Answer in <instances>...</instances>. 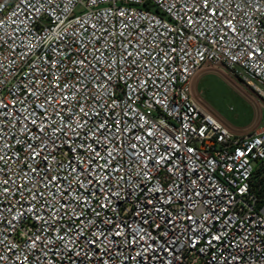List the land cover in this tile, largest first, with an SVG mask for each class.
<instances>
[{
    "label": "built area",
    "instance_id": "built-area-1",
    "mask_svg": "<svg viewBox=\"0 0 264 264\" xmlns=\"http://www.w3.org/2000/svg\"><path fill=\"white\" fill-rule=\"evenodd\" d=\"M206 65L264 104V0H0V264H264V127Z\"/></svg>",
    "mask_w": 264,
    "mask_h": 264
},
{
    "label": "rangeland",
    "instance_id": "rangeland-1",
    "mask_svg": "<svg viewBox=\"0 0 264 264\" xmlns=\"http://www.w3.org/2000/svg\"><path fill=\"white\" fill-rule=\"evenodd\" d=\"M199 73V76H204L199 83L198 76L195 78L193 95L214 110L231 130L246 133L264 125V104L243 88L237 79L215 65H206Z\"/></svg>",
    "mask_w": 264,
    "mask_h": 264
},
{
    "label": "crops",
    "instance_id": "crops-1",
    "mask_svg": "<svg viewBox=\"0 0 264 264\" xmlns=\"http://www.w3.org/2000/svg\"><path fill=\"white\" fill-rule=\"evenodd\" d=\"M200 72V71H199ZM199 74L200 73H198L197 75H196V77L198 76V79H197V81H198V83H199V81L203 78V76L204 75H200L199 76ZM209 75L210 76H214L212 73H209ZM195 77V78H196ZM195 78H194V80H193V85H192V98H193V100H194V102L198 105V107L201 109V110H203V111H208V112H212L215 116H216V112L214 111V110H211V108L204 102V104L203 103H201L200 101H199V99H197L194 95H193V89H194V85L196 84V83H194V81H195ZM197 86H198V84H197ZM196 86V87H197ZM262 116V115H261ZM225 124V123H224ZM262 127H264V125H262V126H259V127H257V128H255V129H253V130H250V131H254V130H258V129H261ZM249 132V131H248Z\"/></svg>",
    "mask_w": 264,
    "mask_h": 264
},
{
    "label": "snow or ice",
    "instance_id": "snow-or-ice-1",
    "mask_svg": "<svg viewBox=\"0 0 264 264\" xmlns=\"http://www.w3.org/2000/svg\"><path fill=\"white\" fill-rule=\"evenodd\" d=\"M119 233H117V235H118Z\"/></svg>",
    "mask_w": 264,
    "mask_h": 264
}]
</instances>
